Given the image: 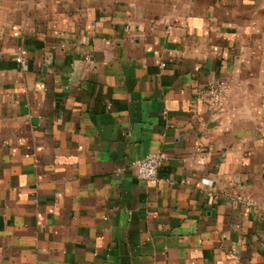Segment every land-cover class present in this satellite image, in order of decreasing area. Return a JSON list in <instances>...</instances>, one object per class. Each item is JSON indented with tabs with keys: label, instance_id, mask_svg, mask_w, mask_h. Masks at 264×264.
<instances>
[{
	"label": "crops",
	"instance_id": "1",
	"mask_svg": "<svg viewBox=\"0 0 264 264\" xmlns=\"http://www.w3.org/2000/svg\"><path fill=\"white\" fill-rule=\"evenodd\" d=\"M0 264H264V0H0Z\"/></svg>",
	"mask_w": 264,
	"mask_h": 264
},
{
	"label": "built area",
	"instance_id": "2",
	"mask_svg": "<svg viewBox=\"0 0 264 264\" xmlns=\"http://www.w3.org/2000/svg\"><path fill=\"white\" fill-rule=\"evenodd\" d=\"M24 55L25 52L20 51L19 56L16 59V63L21 66L25 63ZM85 60L88 61L89 57L86 56ZM161 67L164 68L165 64L162 63ZM233 91V88L225 82L211 83L205 88V91L203 93L197 95V100H201L211 106H215V110H221L226 103V98ZM162 115L165 117L166 111H164ZM165 158V153L161 151L149 153L143 159L132 163L131 167L136 172L138 180L151 183H158L161 181V179H159L158 177L159 169L162 166ZM203 182H205V184H209V182L207 181ZM232 200L236 203L243 205L247 209H250L255 205L252 199L239 195H234L232 197ZM231 252H233V249Z\"/></svg>",
	"mask_w": 264,
	"mask_h": 264
}]
</instances>
